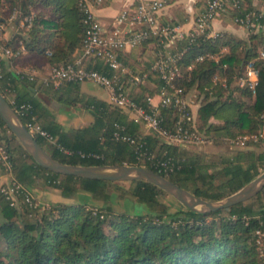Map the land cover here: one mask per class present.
<instances>
[{
    "label": "trees",
    "instance_id": "1",
    "mask_svg": "<svg viewBox=\"0 0 264 264\" xmlns=\"http://www.w3.org/2000/svg\"><path fill=\"white\" fill-rule=\"evenodd\" d=\"M253 1L241 0L240 6H230L225 12L234 20L257 11ZM202 2L205 6L207 0ZM13 8L18 12V22L33 15L30 26L16 23L13 33L1 40L12 50L19 41L25 43L27 55L21 57V64L45 70L75 58L85 32L79 0H0V22ZM258 19L264 23V16ZM248 30V38L219 31L215 36L202 34L191 43L187 39L179 42V46L187 44V50L179 61L182 76L177 84L185 92H196L195 126L218 142L260 132L264 125V58L260 54L264 49V29ZM156 44L157 38L152 37L142 46L122 52L121 58L135 70L147 69L155 59ZM137 48L144 50L138 52ZM147 50L151 55H144ZM199 55L204 57L198 59ZM19 56L10 59L18 61ZM251 61L259 68L255 92L237 83ZM2 62L0 91L9 81L15 87L16 101L33 105L41 125L72 151L66 152L57 144L47 145L44 136L36 135L60 161L144 165L207 200L231 195L264 169V137L208 157L187 145L170 143L153 132H145L119 106L82 93L80 81H66L57 89L38 86L41 97L48 101L79 103L93 116L86 125L64 130L52 108L35 94L36 80L19 77L5 67V60ZM88 67L113 73L100 59H91ZM216 75L225 78L226 83L215 79ZM151 79L155 88L140 85L130 89L131 95L146 107L148 94H155L162 83L159 77ZM162 110L164 123L170 126L174 108ZM18 116L26 122V115ZM116 124L123 126L122 133L134 137L136 142L117 138ZM0 143L11 163L7 168L0 162V171L33 194V202H29L22 192H17L15 203L11 204L6 193L0 191V264H264V246L258 242L257 233L264 232V188L234 205L199 211L145 179H98L46 168L1 117ZM141 152H145L144 159L139 158ZM164 160H171V170L163 168ZM37 187L55 189L72 200L38 202ZM169 195L171 201L167 200ZM116 204L126 207L119 209Z\"/></svg>",
    "mask_w": 264,
    "mask_h": 264
},
{
    "label": "built area",
    "instance_id": "2",
    "mask_svg": "<svg viewBox=\"0 0 264 264\" xmlns=\"http://www.w3.org/2000/svg\"><path fill=\"white\" fill-rule=\"evenodd\" d=\"M105 0H79L80 8L84 14L83 21L85 32L80 52L75 58L68 62L54 64L47 74H41L35 67L29 66L16 69L14 72L19 77H27L34 81L41 79L43 84L54 87L61 86L66 81L89 80L96 85L104 87L110 92V102L126 111L132 119L146 126L148 130L155 133L165 141L174 144L194 146L206 143L210 138L198 130L195 126V111L193 105L196 103V92H185L183 87L177 84V79L182 76L180 59L187 50V44L179 46V42L187 39L194 41L198 36H215L218 31L213 30L214 19L221 13L227 11L230 6H240L241 0H207L206 5L197 14L194 23L189 29L180 24H163L160 20L162 11L167 6L166 0H138L130 8L123 9L115 18L112 28L103 25L98 17L97 9L103 5ZM17 10L13 8L7 18L0 22V79L4 72L2 60L10 59L27 52L25 43L18 42L15 50L5 46L1 41L4 39L5 27L11 22L19 26H30L33 15H26L17 21ZM264 16V10L259 9L247 12L244 16H236L234 21L247 29L257 30L264 27V23L258 18ZM152 37L157 38L155 48V59L149 67L144 70H135L131 65L121 58L122 52H130L135 47H140ZM264 58V49L260 51ZM204 55H199L202 59ZM93 59L103 60L112 70L109 74L96 68H89L88 63ZM192 66V65H191ZM190 66V67H191ZM159 77L162 83L155 94H148V107L139 103L130 93V89L140 85H150L155 88L156 83L151 78ZM226 83L223 77L215 76ZM259 81V68L251 61L246 65L245 73L237 78L240 86L249 87L252 92L256 91ZM4 92V93H3ZM3 92L8 102L16 113L26 115V126L36 136L42 135L47 143L57 144L66 152L70 149L64 148L57 142V138L48 132L39 122L33 110V105L28 102L16 101L15 87L8 81L3 86ZM159 97L158 101L155 100ZM174 108V119L170 126L164 123L165 115L163 107ZM264 124V113L262 114ZM114 134L117 138L136 142L134 137L122 133L124 127L116 124ZM264 137V125L260 132L228 137L227 141L236 147H245L250 141H259ZM94 156H99L93 153ZM145 152L139 154L144 159ZM152 158V156H148ZM0 162L7 168L10 167V159L6 148L0 143ZM163 168L172 169L171 160L161 162ZM0 191L6 193L15 203L16 193L22 192L29 202H33V194L26 190L20 183L9 179L8 182L0 184ZM259 237L264 232L257 230ZM259 240V239H258Z\"/></svg>",
    "mask_w": 264,
    "mask_h": 264
},
{
    "label": "water",
    "instance_id": "3",
    "mask_svg": "<svg viewBox=\"0 0 264 264\" xmlns=\"http://www.w3.org/2000/svg\"><path fill=\"white\" fill-rule=\"evenodd\" d=\"M0 117L29 153L44 167L62 174L110 179V180H148L173 195L186 206L199 211H216L245 201L264 188V170L231 195L218 200L199 197L177 184L169 177L139 164H71L55 158L37 137L23 123L11 104L0 91Z\"/></svg>",
    "mask_w": 264,
    "mask_h": 264
},
{
    "label": "crops",
    "instance_id": "4",
    "mask_svg": "<svg viewBox=\"0 0 264 264\" xmlns=\"http://www.w3.org/2000/svg\"><path fill=\"white\" fill-rule=\"evenodd\" d=\"M166 1H167V6L165 7V9L162 11V13L160 15L161 22L163 24H167V23L180 24L185 29H189L192 26L197 14L204 7L202 0H166ZM137 2H138V0H105L103 5L97 9L98 17L104 26H106L107 28H112L116 16L123 9L133 7ZM253 2L259 9L264 10V0H254ZM212 28H213V30L218 31V32L219 31H227V32H231L233 34H236V35L244 37V38H248V36H249V30L245 26H242V25L236 23L233 20V18L231 16H229V14L227 12H221L214 19ZM263 29H264V27H263ZM13 31L14 30H10V32L7 33L5 30L4 39L8 38L10 36V34L13 33ZM143 50H144L143 48H137L138 52H142ZM79 52H80V48H78L76 50L75 54H78ZM23 54H27V52L23 53ZM147 54L151 55L150 51L148 52V50H147L144 55H147ZM4 60H5V67L7 69H11L13 71L16 69H23V68H26L29 66L35 67L32 64H19L15 59L14 60L10 59V61L8 62L7 58H5V56H4ZM50 67L51 66L46 67L45 70H41V69L37 68V70H39L41 72V74H47L50 71ZM86 81H89V80L80 81V90L82 93H84L86 95H90V96H95V97L103 99V100H107L105 98L100 97V95H98L97 93H89V92H86L85 90H83V88H82L83 83ZM38 86H47V87H51L52 89H54V88L57 89L60 87V86L54 87L52 85L43 84V82L39 78L35 82V89H36L35 94L37 96H40V97H41V91L38 89ZM106 90H108V89H106ZM41 99L44 101V103L46 105H49L52 108L53 113L55 114L56 120L62 124V128L64 130H69V129L74 127L73 124H70L69 126L65 125V123L58 118V114L60 113V110L64 109L62 107L63 106L62 105V103H63L62 99H60V100L56 99V100H53L52 102L48 101L44 97H41ZM107 101L110 102V98ZM197 108H198V102L196 101V103L193 105V109H194L195 113H196ZM85 111H88V110H85ZM89 114H90V118H87L85 116L86 118L83 119L86 123L80 124L78 126L86 125L90 121L93 120V116L91 115V113H89ZM86 120H88V121H86ZM141 128L145 132H151L150 130H148L146 128V126H144L142 124H141ZM9 177L10 176L8 173H4L3 171H0V184L3 183L4 181H8Z\"/></svg>",
    "mask_w": 264,
    "mask_h": 264
},
{
    "label": "rangeland",
    "instance_id": "5",
    "mask_svg": "<svg viewBox=\"0 0 264 264\" xmlns=\"http://www.w3.org/2000/svg\"><path fill=\"white\" fill-rule=\"evenodd\" d=\"M13 23H9L6 27L5 30L7 33L10 32V30H14L15 27H13ZM27 54H21L18 58L19 60L17 61L19 64H21V57L25 56ZM83 90L89 93H97L100 95V97L109 99L110 98V93L108 90L105 88L96 85L92 81H86L83 83ZM194 93V91L192 92ZM159 97H156L155 100L158 101ZM52 102V101H51ZM62 107L64 108L63 110H60V113L58 114V118L62 120L65 125L69 126L70 124H73L74 127L80 125V124H85L86 122L83 120L84 118H90V112L85 111L86 109L81 105V104H72L67 101H63ZM86 116V117H85ZM88 121V120H86ZM50 145V144H47ZM190 149L198 151V152H203L205 153L208 157L215 156L217 154H220L222 152H229L231 150H235L238 147L233 146L230 144V142L227 141H215L214 138L210 137V140H208L206 143L200 144V145H194V146H189ZM264 170V169H263ZM262 170V171H263ZM9 180V179H8ZM6 182V181H4ZM36 196L38 199V202L41 203H50V202H56V201H71L72 199H67L64 198L63 196L60 195V193L52 188H39L37 187L35 189ZM173 198L169 195L167 197V200H172ZM117 208L121 209L120 207H126L125 206H120L119 204H116ZM258 242L260 243L261 247L264 246V237H258Z\"/></svg>",
    "mask_w": 264,
    "mask_h": 264
}]
</instances>
